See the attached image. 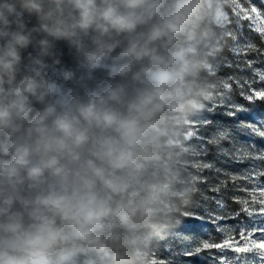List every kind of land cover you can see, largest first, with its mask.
<instances>
[{"label":"clouds","instance_id":"clouds-1","mask_svg":"<svg viewBox=\"0 0 264 264\" xmlns=\"http://www.w3.org/2000/svg\"><path fill=\"white\" fill-rule=\"evenodd\" d=\"M205 4L0 0V264H121L161 191L165 114L190 103ZM41 32L67 41L86 69L61 73L67 89L44 78L40 59L17 81L21 49Z\"/></svg>","mask_w":264,"mask_h":264},{"label":"snow or ice","instance_id":"snow-or-ice-1","mask_svg":"<svg viewBox=\"0 0 264 264\" xmlns=\"http://www.w3.org/2000/svg\"><path fill=\"white\" fill-rule=\"evenodd\" d=\"M246 3L264 17V0L259 9L254 0ZM247 20L248 35L243 29L230 33L231 58L222 56L210 69L216 92L203 116L188 124L185 167L198 191L182 216L202 223L174 238L163 264H174L177 256L193 258L186 264H264V149L248 142L264 141V119L257 120L260 113L251 107L264 103V29L253 27L251 15ZM250 161L256 163L243 167ZM200 201L209 205L203 215L191 212ZM162 259L154 250L152 264Z\"/></svg>","mask_w":264,"mask_h":264},{"label":"trees","instance_id":"trees-1","mask_svg":"<svg viewBox=\"0 0 264 264\" xmlns=\"http://www.w3.org/2000/svg\"><path fill=\"white\" fill-rule=\"evenodd\" d=\"M221 3L222 0H206L202 10L203 19L198 25L194 50L190 54L193 71L188 80L194 85L187 96L190 103H186L178 111L165 114V126L169 132L168 143L164 146L162 161L154 166V171L161 181V191L152 205L151 215L142 220L140 227L130 234L129 243L121 249V264H152L154 250H158L159 256L163 258V264L165 259L170 258V246L175 242L174 238L190 235L191 232L188 230L198 231L199 224L202 223L196 216H182L185 210L192 206L198 191L185 167L188 124L190 120L196 121L203 116V106L216 92V78L210 69L219 63L222 56L231 58V53L228 51L230 33L243 29L245 35L249 34L246 21L242 20L234 24L231 19L223 22L216 18L219 10H224ZM260 3L259 0H255L254 6L259 9ZM20 21L28 28L38 23L34 16L26 15H21ZM252 35L256 34L252 33ZM33 36L31 43L21 49L20 72L17 75V81L25 75H34L33 69L40 67L33 63L35 59H40L44 64V78L56 81L65 89L72 84L64 81L61 75L63 71L73 72L76 77L85 74L86 69L81 64L77 50L67 41L53 40L43 32L34 33ZM7 39V37H0V51L3 50ZM43 39L50 41L52 46L49 51L52 55L41 54L39 42ZM255 42L259 46L260 41ZM56 59L60 63L53 65ZM223 71L225 70H222L221 74ZM93 75L99 79L106 75V71L97 69ZM93 86L89 84V87ZM251 107L260 113L257 120L264 119V103L257 101ZM248 142H255L258 148L264 149V141L256 142L254 137H249ZM255 163V161H250L243 167L246 168ZM208 207L206 201H200L199 206L191 208V212L203 215ZM192 259V257L177 256L174 264H186V261ZM195 259L203 260L204 257Z\"/></svg>","mask_w":264,"mask_h":264},{"label":"rangeland","instance_id":"rangeland-1","mask_svg":"<svg viewBox=\"0 0 264 264\" xmlns=\"http://www.w3.org/2000/svg\"><path fill=\"white\" fill-rule=\"evenodd\" d=\"M255 1V0H254ZM261 2V0H259ZM222 8L224 10H219L216 14V18L220 21H226L231 19V21L236 24L238 21H246L247 17L251 15L253 27L260 31L264 29V17L251 11V5L246 3V0H222ZM260 221H256V224L259 225Z\"/></svg>","mask_w":264,"mask_h":264}]
</instances>
